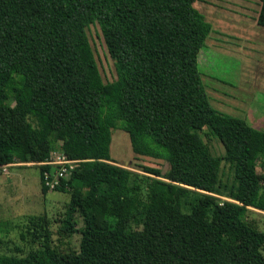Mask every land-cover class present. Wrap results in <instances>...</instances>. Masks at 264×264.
I'll return each instance as SVG.
<instances>
[{"label":"trees","instance_id":"trees-1","mask_svg":"<svg viewBox=\"0 0 264 264\" xmlns=\"http://www.w3.org/2000/svg\"><path fill=\"white\" fill-rule=\"evenodd\" d=\"M196 1L0 0V167L55 151L75 161L53 191L70 197L63 231L80 235L77 251L45 233L41 248L0 264H264V232L247 217L264 209V131L210 104L198 61L211 25ZM256 21L264 28V0ZM93 24L113 82L100 73ZM115 129L135 154L167 162L164 176L114 162ZM40 166L42 179L50 167Z\"/></svg>","mask_w":264,"mask_h":264},{"label":"rangeland","instance_id":"rangeland-1","mask_svg":"<svg viewBox=\"0 0 264 264\" xmlns=\"http://www.w3.org/2000/svg\"><path fill=\"white\" fill-rule=\"evenodd\" d=\"M195 7L197 9V5ZM87 35L104 82L115 81L114 62L107 51L99 25H90L87 28ZM256 56L255 51L254 54L246 53L242 56L226 50L220 51L210 44L206 45L200 52L198 68L203 76L204 84H207L205 86L208 92H210L211 78L237 84L241 71H245L242 68L244 65H248L250 69L256 66L252 63L258 58ZM245 92L231 90L230 95L234 96L233 99L236 102L246 101V96L249 94ZM251 96L254 99L253 105L256 107L252 115L256 121L260 122L259 126L264 128V92L255 91ZM250 126L257 130L261 129L257 128L258 125ZM204 139L208 142L213 154H224L218 139L211 135ZM110 155L114 162L134 174L161 177L169 170V165L164 160L135 154L128 133L121 129L112 131ZM227 167L224 168L225 180L231 174ZM40 170L39 163L0 167V254L26 256L30 251L41 248L45 233H48L53 243L60 245L63 250L77 251L79 249L80 235L76 232L66 234L63 231L62 221L68 209L69 194L57 191L44 194ZM258 172L264 173L260 165H258ZM78 217L76 214L75 229L83 225ZM247 217L264 232V209L250 208ZM33 233H36V237Z\"/></svg>","mask_w":264,"mask_h":264},{"label":"crops","instance_id":"crops-1","mask_svg":"<svg viewBox=\"0 0 264 264\" xmlns=\"http://www.w3.org/2000/svg\"><path fill=\"white\" fill-rule=\"evenodd\" d=\"M196 3L197 9L211 25L207 45L242 56L246 53L254 54L255 51L258 57L252 62L256 65L252 69L248 65L242 67L245 71H239L237 84L211 78L210 92L205 86L210 104L216 110L241 118L252 126L258 125L257 128L264 131L259 126L260 122L252 115L256 107L251 96L255 91L264 92V28L256 21L260 0H198ZM202 81L204 83L203 76ZM231 90L246 91L249 95L246 96V101L236 102L234 96L230 95Z\"/></svg>","mask_w":264,"mask_h":264},{"label":"built area","instance_id":"built-area-1","mask_svg":"<svg viewBox=\"0 0 264 264\" xmlns=\"http://www.w3.org/2000/svg\"><path fill=\"white\" fill-rule=\"evenodd\" d=\"M42 167H50L42 172V185L53 191L68 180L75 168V161L69 160L63 152L55 151L50 160L39 163Z\"/></svg>","mask_w":264,"mask_h":264}]
</instances>
